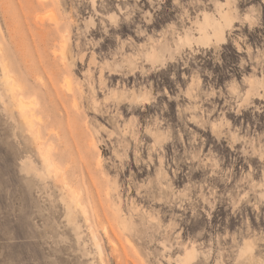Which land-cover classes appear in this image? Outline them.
<instances>
[{
  "label": "clouds",
  "instance_id": "clouds-1",
  "mask_svg": "<svg viewBox=\"0 0 264 264\" xmlns=\"http://www.w3.org/2000/svg\"><path fill=\"white\" fill-rule=\"evenodd\" d=\"M26 7L48 38L0 27V197L37 245L27 264H114L113 232L134 264H264V0ZM11 246L0 264H22Z\"/></svg>",
  "mask_w": 264,
  "mask_h": 264
},
{
  "label": "rangeland",
  "instance_id": "rangeland-1",
  "mask_svg": "<svg viewBox=\"0 0 264 264\" xmlns=\"http://www.w3.org/2000/svg\"><path fill=\"white\" fill-rule=\"evenodd\" d=\"M31 0H0V27L8 29L10 31H17L22 27H26L33 35V45L37 49H39L40 43L44 40H47L48 34L41 28V38L39 40L36 39V33L32 31L31 27V12L26 7V4L30 3ZM75 0H64V3L68 7H72ZM99 3V0H97ZM86 10L88 13L91 12V6L88 4H84L83 7L79 9L80 16L83 19H87ZM96 11L100 12L103 15V8H98ZM99 24V21L97 20ZM83 27V24L80 25ZM225 57V64L226 66H231V60L227 59L228 53L223 54ZM45 72L49 76V80L52 83L53 88L56 87V82L54 79V74L51 69H49L46 65ZM215 68V65H212ZM218 79V77H217ZM207 82V81H206ZM57 101L59 102L60 106L67 110V104L65 103V99L63 96L57 95ZM187 101L181 99L180 101H169V109L168 115L172 119L174 126H177L184 129L185 133L187 134L188 128H195L194 125H187L186 119L180 114V108L182 105L186 104ZM207 107V105H205ZM65 115L67 116L68 113L65 111ZM197 132H200L201 136H208L209 134L203 132L200 129H195ZM0 131L7 133L6 129H0ZM217 146V150L221 153L227 151L226 148L223 147L221 142L215 141L213 138L209 136L207 141V146L212 147V145ZM77 150L79 151V143L76 144ZM240 145H237V150H239ZM235 155H239V151L235 153ZM86 163V161H82ZM240 161H234V166L238 167ZM259 162L254 161L251 164L247 165L245 168H240V175L239 180L244 181V184H241V187H246L248 181L247 173L253 169L258 168ZM197 175H203L201 170H197ZM261 173L256 172L253 179H259ZM237 181L233 180L232 184L228 187L231 188L233 184H236ZM115 243L113 240L108 241L109 249L117 250V254L114 255V264H122L121 255L123 257L124 264H134L131 258L128 255V249L125 246L124 242L120 240L118 234L113 232L112 234ZM9 243H11V247L8 248L9 253L14 256H18L22 260V264H27L30 258L34 259L38 254V248L35 242L29 239L28 234V225L26 218L20 214L19 206L17 204L16 198H7V197H0V249L8 247Z\"/></svg>",
  "mask_w": 264,
  "mask_h": 264
}]
</instances>
